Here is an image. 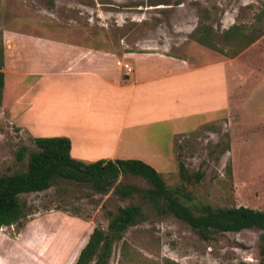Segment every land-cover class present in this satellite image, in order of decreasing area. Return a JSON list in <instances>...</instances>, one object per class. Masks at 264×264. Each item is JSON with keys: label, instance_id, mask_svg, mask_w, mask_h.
<instances>
[{"label": "rangeland", "instance_id": "1", "mask_svg": "<svg viewBox=\"0 0 264 264\" xmlns=\"http://www.w3.org/2000/svg\"><path fill=\"white\" fill-rule=\"evenodd\" d=\"M263 12L264 0H0V40L8 30L9 47L12 31L18 30L104 49L162 47L198 64L230 57L196 42L197 28L210 26L216 45L225 48L224 29L233 23L247 26ZM231 58L232 67L226 65L229 120L180 132L170 147L166 124L125 143L162 164L158 172L167 186L182 184L178 162L202 172L197 182L184 185L189 198L181 197L194 213L203 205L264 210V34ZM96 133L101 137L106 131ZM21 145L26 151L17 161ZM36 149L0 106V174L24 170L28 152ZM126 184L138 191L121 196L113 190ZM148 188L131 174H120L105 192L58 177L44 190L22 193L21 217L0 227V233L14 238V264L35 258L39 264H73L92 227L106 232L118 206L137 205V221L112 238L105 264H258L260 230L209 232L202 238L170 212L157 211L142 196Z\"/></svg>", "mask_w": 264, "mask_h": 264}, {"label": "crops", "instance_id": "2", "mask_svg": "<svg viewBox=\"0 0 264 264\" xmlns=\"http://www.w3.org/2000/svg\"><path fill=\"white\" fill-rule=\"evenodd\" d=\"M7 32L0 106L18 132L68 137L73 158H136L160 171L154 156L125 143L166 124L170 147L180 132L231 117L226 65L232 58L195 64L162 47L104 49L18 30L7 47ZM100 130L106 133L96 136ZM0 264H14V238L1 233Z\"/></svg>", "mask_w": 264, "mask_h": 264}, {"label": "trees", "instance_id": "3", "mask_svg": "<svg viewBox=\"0 0 264 264\" xmlns=\"http://www.w3.org/2000/svg\"><path fill=\"white\" fill-rule=\"evenodd\" d=\"M195 41L219 51L226 57H234L264 34V12L257 13L249 25L231 24L221 33L225 48L218 47L214 41L212 28L207 25L196 29ZM2 42L0 40V104L2 98L3 72ZM36 150L27 154L25 169L10 174H0V227L11 225L19 220L23 212L20 195L48 188L58 177L76 182H88L98 192H105L120 174L138 176L149 184L142 196L157 211L170 212L198 231L202 238L206 233L218 231H239L255 228L260 230L258 264H264V210L244 205L211 207L203 205L199 213H194L181 197L185 184H193L202 176L199 170L189 171L181 162L177 163V173L182 184L167 186L160 172L148 163L136 158H98L83 161L73 158L70 141L65 136L32 137ZM26 146L15 151L17 161L22 160ZM121 196L137 192L132 185L115 186L113 189ZM108 214H112L108 211ZM140 210L137 205L118 206L107 223V231L94 226L83 246L79 249L73 264H105L111 240L129 224L137 221ZM237 264H251L240 260Z\"/></svg>", "mask_w": 264, "mask_h": 264}, {"label": "built area", "instance_id": "4", "mask_svg": "<svg viewBox=\"0 0 264 264\" xmlns=\"http://www.w3.org/2000/svg\"><path fill=\"white\" fill-rule=\"evenodd\" d=\"M127 69H129V68L127 67Z\"/></svg>", "mask_w": 264, "mask_h": 264}]
</instances>
